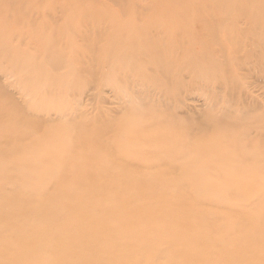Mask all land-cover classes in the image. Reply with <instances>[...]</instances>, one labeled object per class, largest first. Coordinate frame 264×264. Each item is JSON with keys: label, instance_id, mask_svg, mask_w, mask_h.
I'll use <instances>...</instances> for the list:
<instances>
[{"label": "rangeland", "instance_id": "374dc122", "mask_svg": "<svg viewBox=\"0 0 264 264\" xmlns=\"http://www.w3.org/2000/svg\"><path fill=\"white\" fill-rule=\"evenodd\" d=\"M67 150L104 161L84 166L93 174L111 167L125 173L137 186L122 198L130 204L147 196L151 208L154 198L168 195L187 206V216L202 217V231L179 239L184 244L210 234L216 251L227 248V255L213 252L209 261L264 264V0H0V156L12 163L0 166V182L9 184L2 188L7 197L0 196L5 242L57 222L46 230L50 235L79 236L83 213L94 210L85 204L99 195L92 189L97 183L57 188L64 197L69 188L88 200L67 212L71 227L65 206L45 200L55 196L54 166L59 174L65 170ZM194 161L207 172L206 182L187 177ZM51 171L57 178L42 182ZM141 172L149 175L146 186ZM123 200L121 215L108 222L116 230L109 239L117 242L151 213ZM132 218L136 223L125 225ZM124 244L140 246L137 264L150 252L154 264L171 254L143 235ZM49 249L31 256L53 264L56 257L45 261ZM17 252L2 256L3 264ZM108 264L119 263L109 258Z\"/></svg>", "mask_w": 264, "mask_h": 264}, {"label": "bare ground", "instance_id": "6f19581e", "mask_svg": "<svg viewBox=\"0 0 264 264\" xmlns=\"http://www.w3.org/2000/svg\"><path fill=\"white\" fill-rule=\"evenodd\" d=\"M25 121H27L28 126L33 125L28 120ZM25 121H23L22 124H26ZM89 146L92 145L89 144L88 147ZM94 146H96L94 150H97V152L101 151V148H98L97 145ZM70 150L73 151L72 148ZM70 150H67V154H70ZM62 151L64 152L65 150ZM83 151L84 152L81 156L73 154L64 156L65 170L62 171L61 174H59L58 172V169H60V167L54 166L57 170L56 172L58 173L59 178V181L55 188V196H46L45 198V200L48 201L51 206H65V226L71 227L75 223L73 222L72 216H67V212H73V209L78 208V202L82 201L83 203H86L88 202V200H86L84 196L82 197L77 191L69 188H65L66 196L64 197L62 195L63 190H61L57 194V188L60 187L61 183L63 182L65 184V182H76L77 180L79 183L85 185L86 187H89L93 183H97L92 189H97L99 191V195L96 196V198L92 197L91 201L85 204V209L91 208L92 210L94 208L93 212H89L87 215L86 212H84V221L81 220L79 214L73 215L76 219H79L83 222V225L78 233L79 236H77L76 234L78 231L74 233H68L69 236L67 237L61 236L59 233H56L52 236L48 231H46L52 228V226H50L45 227L46 230L42 229V231L34 235L33 232L21 233L20 236L22 237L26 235V237L24 238L20 237L18 234H14L11 236L9 242H5L7 237H1L0 264H3L1 257L5 254H8L9 251L13 249H18V252L16 253L18 257L16 260L7 262L6 264H39L38 261L32 258L31 254L35 250H40L47 247H50V249L46 253L45 261L56 257L55 261H53V264L65 263V260L69 261V264H89L90 262H94L95 264H108L109 258L115 260L119 264H137L140 261L139 256L141 255V252H138L136 250L141 249L140 246H131L129 244L125 245L124 242H135L139 240V237L141 235H143V238H149L152 244H157L160 242L164 243L168 251L172 254L169 255V253L167 252L164 261L160 264H164L166 261H170L172 262V264H195L193 261H189L192 255L193 257L197 258L196 264H227V259L225 258H218V260H220L219 262L215 260L209 261V258L212 255L211 253L213 252L214 254L217 253V255H227V248H224L218 252L216 251L215 242L212 240H208L210 234L206 235L205 238H195L192 239L191 242L184 244L179 239V237L184 233L202 231V227L205 226V222L202 217H200L199 220L187 216V206L185 204H180L179 202L173 203L171 201V196L169 197L168 195L163 198H154V206H152L151 208L146 206L148 200L147 196L144 198L139 197L135 202L132 201V204H130L129 201L123 200L122 198H127L126 195H128L130 191H132L133 189H137L135 182L130 180L126 181V174L117 171L114 167H111V169L105 168V170L101 169L99 171V174L88 172V170L84 169V166H87L89 164L93 166L95 158L96 161L99 162L100 166H105L106 164H103L104 161L100 160L97 157L92 158L91 155L86 152V150ZM195 156L196 157L193 160L200 159L204 160L205 162H209L211 158L210 156ZM23 158L24 160H26L25 157ZM49 158L51 157L49 156ZM133 159L142 162L135 156ZM13 160V163H15V158H13ZM10 161L11 159L8 160L7 156L6 159L5 157L0 156V166L2 165V167H4L8 164H12ZM51 161L52 160H50V162ZM55 161L56 159H54V162ZM21 162L22 161L18 157L16 163ZM193 164L195 167L187 171V177L192 181L206 182L207 172L204 171V167H202L201 165L200 167H198V163H195V161L193 162ZM43 165H45L47 168H50L51 166L50 163H45ZM123 167H126V165H124ZM119 170L124 171L123 169ZM55 173H52V171L50 173H45L41 178V180H43L42 182L49 183L53 178H57L54 177ZM137 177L140 178V183H144L145 186L149 184V181L146 180L147 178H149V175H147L146 173L141 172ZM101 180H104L105 182L100 183ZM7 185H4L0 182V196H6L3 194L4 190H2V188H7ZM49 187L51 188L52 186L50 185ZM16 188L14 186L11 190H14ZM216 190L217 189H213V192L216 193ZM7 193L9 195L13 194V192H9L8 190ZM107 195L112 196L106 197ZM119 200H123L124 202H126V205L129 209L138 208L140 210L151 211V213L146 214V216L142 219V223L138 231L123 233L124 242H117L115 240L109 239L112 234L116 232V230L110 228L108 222L112 218L121 215L120 211L124 210L125 207H120L121 204ZM171 211H174L175 215H168V213ZM215 219L216 218H214V220ZM96 220H102L105 223L102 226H95L94 222ZM136 221L137 218H132L131 220L126 221L125 225H131L133 223H136ZM57 227H59L58 222L54 223L51 230H55ZM82 235L84 236L81 238ZM120 235L121 233H117L115 237L117 238ZM223 235L227 236V227L224 228L223 232H221V236ZM103 241H106L105 244H107H104V247L102 246ZM186 246H190V248L187 249ZM261 246L264 249V241L262 242ZM65 248L67 249L66 253L68 254V256H65ZM61 249H64L62 253L55 252V250ZM100 249H103L106 257H102L99 255L98 251ZM150 257H152L151 252L146 254L144 263L141 264H154ZM21 258H25L27 261L22 260ZM252 263L254 264V262ZM247 264L249 263L247 262Z\"/></svg>", "mask_w": 264, "mask_h": 264}]
</instances>
